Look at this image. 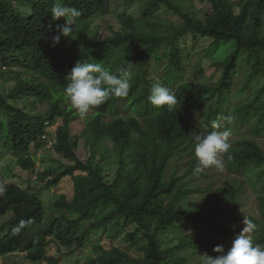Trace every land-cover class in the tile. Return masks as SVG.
Wrapping results in <instances>:
<instances>
[{"label":"trees","instance_id":"1","mask_svg":"<svg viewBox=\"0 0 264 264\" xmlns=\"http://www.w3.org/2000/svg\"><path fill=\"white\" fill-rule=\"evenodd\" d=\"M118 1L131 9L117 15L108 35L96 37L92 19L109 14ZM199 1L206 6L203 17L190 0H59L81 15L70 38L61 36L54 46L57 26L65 23L50 13L57 0H0V163L7 157L34 170L32 147L52 141L60 165L36 179L46 188L64 178L72 182L71 198L55 197L47 217L36 194L7 181L0 170V187L6 188L0 196V264H14L9 259L18 253L30 264H57L51 243L79 249L91 231L112 223L135 226L126 236L138 255L130 247L95 243L94 257L83 264H202V255H220L215 246L231 247L248 202L240 175L264 166V146L257 140L264 136V0ZM187 36L231 44L223 60L211 62L220 69L216 82L183 78L190 61ZM79 60L113 73L127 69L129 94L81 116L64 93L66 76ZM159 66L163 73L156 76ZM154 83L177 97L172 111L149 102ZM223 117L231 120L213 129L212 122ZM77 120L83 121L78 132ZM219 130L230 133L229 153L220 157L231 176L215 188L207 181L210 167L194 173V145L197 134ZM81 141L85 159L77 154ZM263 177L264 171L255 174L263 181L254 197L256 213L245 215L256 224L253 242L261 245ZM21 220L30 223L17 232Z\"/></svg>","mask_w":264,"mask_h":264},{"label":"rangeland","instance_id":"2","mask_svg":"<svg viewBox=\"0 0 264 264\" xmlns=\"http://www.w3.org/2000/svg\"><path fill=\"white\" fill-rule=\"evenodd\" d=\"M194 3V11L198 13L199 17H203L206 11L204 3L199 0H190ZM131 9V4H126L122 1L118 3L114 2L112 10L109 14L103 16H97L92 19L91 27L93 29L94 35L96 37H104L110 33L109 25L117 27L118 23L116 17L118 14L127 12ZM170 19H175V16L168 15ZM186 46L190 52V61L185 64V74L183 78L188 82H216L220 76V69L211 65L212 61L223 60L227 54L230 53L232 46L230 43H221L220 45H215L211 43L210 39L197 38L194 39L192 36H187L185 41ZM155 75L160 76L163 73L161 66L154 68ZM239 80L244 79V73L239 75ZM60 122V121H59ZM58 122V123H59ZM48 127V135L54 136L56 126ZM83 127V121L77 120L74 123V128L78 132ZM223 132L222 130H219ZM50 138V137H49ZM257 140L262 146H264V136L257 137ZM42 144L41 146L35 145L32 147V155L34 156L35 166L34 170H23L21 167L10 163L9 158L4 157L0 163V170L5 174L7 181L18 183L23 188H29L34 192L45 207L47 217L52 215L51 208L55 197L64 195L67 199L72 196V182L70 178H64L56 187L46 188L44 186V181L36 179V177L41 174L44 170L48 168H57L60 165L59 161L61 157L56 154L52 149V141ZM86 149L82 141L77 149V154L81 159L86 157ZM221 158V157H220ZM110 163L112 159L109 160ZM12 167V175H9ZM259 171L252 170L249 173L240 175L247 184V193L245 195L247 199L246 205L243 207L244 210L240 211L243 218L247 214L256 213L255 195L257 188L260 186L259 183H263L262 180H256L255 174L257 172L264 171V166H262ZM212 171H208L209 177L207 181H211L214 187H219L228 181L230 173H228L225 168L223 171L216 169L214 166L210 167ZM114 170L113 166H110V172ZM264 178V177H263ZM36 179V180H35ZM228 183V182H227ZM62 213V212H60ZM247 218V217H246ZM135 228L134 225L122 226V223H112L106 228L99 231H91L87 240L79 249L75 248V245L67 247H61L60 249L55 243L49 245V254L53 256V261L57 264H83L88 258L94 257L91 252V244L100 243L104 247L110 248L112 244H115L122 248L130 247L133 254L138 255L135 251V247L130 245L127 239V234ZM141 244V242H140ZM10 263L14 264H30L22 254H16L10 257ZM38 264H50L49 261H41Z\"/></svg>","mask_w":264,"mask_h":264},{"label":"clouds","instance_id":"3","mask_svg":"<svg viewBox=\"0 0 264 264\" xmlns=\"http://www.w3.org/2000/svg\"><path fill=\"white\" fill-rule=\"evenodd\" d=\"M53 20L64 18L65 23L58 25L60 35L53 37V45L60 42L61 36L70 38L75 30V19L80 17L81 12L73 7L57 2L50 9ZM66 79L67 83L64 93L70 100L73 107L81 116H85L91 109L107 102L111 97H126L129 94L130 73L127 69L121 68L117 73L106 69L100 63H90L79 60L70 70ZM149 102L154 106H167L172 111L178 103L177 97L171 90L161 83H154L148 96ZM222 120H231V117L219 118L212 122L213 129L223 126ZM228 131H211L200 133L195 136L194 151L197 164L194 173H201L205 169L214 166L223 171L225 163L220 158L221 154L229 153L231 144L229 143ZM6 188L0 187V196L4 194ZM30 221L21 220L15 231L19 232ZM243 228L235 239L231 247L225 251L223 245H217L213 251L220 255L215 258L204 254L202 264H264V245L255 244L251 233L256 228V224L249 218H243Z\"/></svg>","mask_w":264,"mask_h":264},{"label":"built area","instance_id":"4","mask_svg":"<svg viewBox=\"0 0 264 264\" xmlns=\"http://www.w3.org/2000/svg\"><path fill=\"white\" fill-rule=\"evenodd\" d=\"M49 144H51V143H49Z\"/></svg>","mask_w":264,"mask_h":264}]
</instances>
